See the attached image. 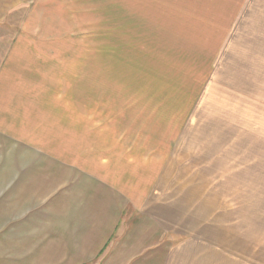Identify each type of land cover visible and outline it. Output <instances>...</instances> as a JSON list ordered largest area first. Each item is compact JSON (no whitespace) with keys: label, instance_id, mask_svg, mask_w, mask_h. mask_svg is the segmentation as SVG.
I'll return each mask as SVG.
<instances>
[{"label":"crops","instance_id":"crops-1","mask_svg":"<svg viewBox=\"0 0 264 264\" xmlns=\"http://www.w3.org/2000/svg\"><path fill=\"white\" fill-rule=\"evenodd\" d=\"M87 1L107 4L0 0V264H264V239L237 254L164 197L182 154L195 169L233 154L264 190V0H114L117 74L147 91L99 154L54 95L60 55L27 31L28 4Z\"/></svg>","mask_w":264,"mask_h":264},{"label":"rangeland","instance_id":"rangeland-1","mask_svg":"<svg viewBox=\"0 0 264 264\" xmlns=\"http://www.w3.org/2000/svg\"><path fill=\"white\" fill-rule=\"evenodd\" d=\"M114 8V0H107V4L100 1L28 4L27 11L30 36L43 37L44 48L60 55L56 58L61 64L60 80L54 83V95L57 84L60 97L69 96L75 100L77 144H87L96 154H99L101 144L114 145L116 129L126 127L122 116L117 120L116 113H121L126 107L138 109L139 98L147 91L133 88L131 74H117ZM123 60L120 63L126 65ZM128 66L124 70L131 69ZM241 116L237 114L236 128L243 127ZM145 123V120L140 122V126ZM220 140L226 141V138L221 137ZM104 155L108 156L109 150ZM187 155L182 154V157ZM182 157L178 156L182 160L181 166L176 167L180 163H173L174 167L167 170L171 181L166 186L164 197H171V202L189 213L192 220L201 219L209 225L214 232H206L210 239L221 243H241L231 251L239 254L251 249L254 259V254L260 251L258 241L264 239V221L256 217L257 212H264L263 188L260 192L250 179L245 183L243 169H237L234 174L231 166L228 167L232 164L233 154L215 153V169L186 168L192 163L183 162ZM230 172H233V180L229 178ZM259 203L262 208L258 207ZM198 208L203 209V218L194 215ZM259 227L262 228L261 234ZM249 229L251 233L247 231ZM246 233L251 243L245 246Z\"/></svg>","mask_w":264,"mask_h":264}]
</instances>
